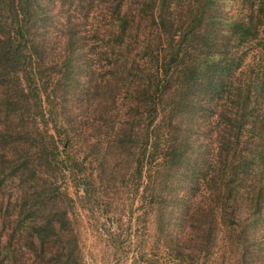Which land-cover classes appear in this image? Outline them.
I'll list each match as a JSON object with an SVG mask.
<instances>
[{"label": "trees", "instance_id": "16d2710c", "mask_svg": "<svg viewBox=\"0 0 264 264\" xmlns=\"http://www.w3.org/2000/svg\"><path fill=\"white\" fill-rule=\"evenodd\" d=\"M233 1L0 0V264H86L123 193L120 260L264 264V0Z\"/></svg>", "mask_w": 264, "mask_h": 264}, {"label": "rangeland", "instance_id": "374dc122", "mask_svg": "<svg viewBox=\"0 0 264 264\" xmlns=\"http://www.w3.org/2000/svg\"><path fill=\"white\" fill-rule=\"evenodd\" d=\"M236 4H238V1L225 0L223 6L226 7L225 11L227 13H233ZM234 15L235 14L232 16ZM111 198H113V201H111L113 205H111V210L107 214L110 216L106 218L105 211H107L108 208L105 207L100 208L93 216L89 212L82 211L85 221L83 224L85 229L82 233V238L83 241L86 242L88 248H90V251L88 250L89 254H87L86 257V264H133V260H129V258L133 257L131 253L128 254V259H119L120 254H116V251L109 246L108 238H106L102 229L111 227V229L113 228L115 230H124L131 224H135L136 227H139L136 219L140 213L135 211L139 207V201L137 199L135 204L131 207L132 199L125 195V193L118 196H111ZM130 212H133V218L130 217ZM118 218L121 222L115 221ZM255 238L259 240L260 235H257ZM128 239L126 244L131 245L130 249L133 251L134 247L139 242V236L135 235Z\"/></svg>", "mask_w": 264, "mask_h": 264}]
</instances>
